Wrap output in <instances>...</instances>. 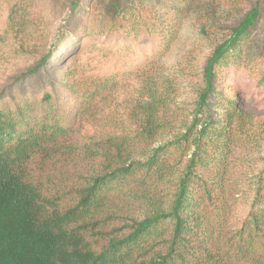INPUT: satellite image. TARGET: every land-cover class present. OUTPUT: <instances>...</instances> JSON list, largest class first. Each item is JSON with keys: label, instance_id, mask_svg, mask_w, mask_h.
<instances>
[{"label": "trees", "instance_id": "16d2710c", "mask_svg": "<svg viewBox=\"0 0 264 264\" xmlns=\"http://www.w3.org/2000/svg\"><path fill=\"white\" fill-rule=\"evenodd\" d=\"M0 1L1 42L11 56L35 52L0 89V264H264V158L238 207L230 167L244 110L226 80L247 57L258 4L208 56L192 119L173 131L159 95L123 120L104 107L167 54L196 0H156L163 11L112 0L88 45L95 4L68 0L62 37L40 53L33 0Z\"/></svg>", "mask_w": 264, "mask_h": 264}, {"label": "rangeland", "instance_id": "374dc122", "mask_svg": "<svg viewBox=\"0 0 264 264\" xmlns=\"http://www.w3.org/2000/svg\"><path fill=\"white\" fill-rule=\"evenodd\" d=\"M87 1V0H86ZM163 1V0H157ZM171 3V0H167ZM33 15L38 18L37 31L31 39L38 53L51 49L62 37L68 0H33ZM134 3L144 10L163 11L156 0H119V5ZM95 4L93 26L89 23L87 36L79 37L88 45L92 38H98L100 24L98 16L110 13L112 0H90ZM85 4V3H83ZM254 4L262 9L261 21L251 35L247 57L241 61L236 72L233 68L227 82L236 83L242 93L243 139L232 153L230 177L235 187V198L243 206L251 194L253 178L261 168L264 158V88L256 90L260 74V56L264 57V0H196L182 18V26L170 50L152 69L143 76L131 80L117 89L106 102L103 116L111 114L123 120L126 111L147 97L148 93L160 96L162 118H171L173 131H184L192 119L199 89L202 84V70L213 49L228 37ZM91 21L92 17L90 16ZM102 18V17H101ZM6 19L5 4L0 1V36ZM126 38V37H125ZM124 38V39H125ZM149 36H142L147 40ZM11 40H0V89L9 85L14 77L25 71L34 58L35 52L25 55H10ZM41 49V50H40ZM40 50V52H39ZM251 59L253 61L251 62ZM250 62V63H249ZM34 80L28 82L32 83ZM250 91H253L250 94ZM248 93V94H247ZM238 99V100H239ZM248 264V263H247Z\"/></svg>", "mask_w": 264, "mask_h": 264}]
</instances>
